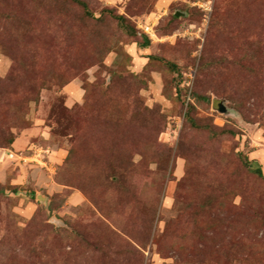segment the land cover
I'll list each match as a JSON object with an SVG mask.
<instances>
[{"label": "rangeland", "instance_id": "rangeland-1", "mask_svg": "<svg viewBox=\"0 0 264 264\" xmlns=\"http://www.w3.org/2000/svg\"><path fill=\"white\" fill-rule=\"evenodd\" d=\"M257 164L264 0H0V264H264Z\"/></svg>", "mask_w": 264, "mask_h": 264}, {"label": "trees", "instance_id": "trees-1", "mask_svg": "<svg viewBox=\"0 0 264 264\" xmlns=\"http://www.w3.org/2000/svg\"><path fill=\"white\" fill-rule=\"evenodd\" d=\"M150 44V39L148 38V37H146V35L144 36V43H143V45L146 47V46H148ZM248 162V164L250 163V161H247ZM256 171H257V173L260 175V176H262V177H264V173H263V171H262V167H261V165L259 164H257V167H256Z\"/></svg>", "mask_w": 264, "mask_h": 264}, {"label": "water", "instance_id": "water-1", "mask_svg": "<svg viewBox=\"0 0 264 264\" xmlns=\"http://www.w3.org/2000/svg\"><path fill=\"white\" fill-rule=\"evenodd\" d=\"M220 109H221V110H225V108H224V106H223V105H221V106H220Z\"/></svg>", "mask_w": 264, "mask_h": 264}]
</instances>
